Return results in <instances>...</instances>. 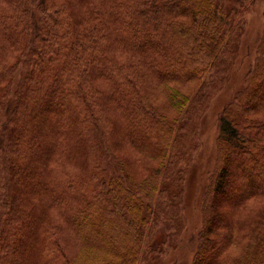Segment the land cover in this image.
I'll return each instance as SVG.
<instances>
[{
	"label": "trees",
	"instance_id": "16d2710c",
	"mask_svg": "<svg viewBox=\"0 0 264 264\" xmlns=\"http://www.w3.org/2000/svg\"><path fill=\"white\" fill-rule=\"evenodd\" d=\"M251 2L0 0V264H138L161 224L176 240ZM263 199L264 26L218 119L191 264H264Z\"/></svg>",
	"mask_w": 264,
	"mask_h": 264
},
{
	"label": "rangeland",
	"instance_id": "374dc122",
	"mask_svg": "<svg viewBox=\"0 0 264 264\" xmlns=\"http://www.w3.org/2000/svg\"><path fill=\"white\" fill-rule=\"evenodd\" d=\"M225 1L228 8H236L241 2V0ZM244 19L245 29L240 38L236 59L230 70V78L207 101L203 111L204 113H202V120L199 124L200 138L195 153V161L189 168V176L187 182L184 183L182 229L176 237V240L172 242L173 238L171 240V236H169L170 232L166 231L164 225L161 224L160 228L165 242L157 244L156 251L153 252L152 256L142 258L138 264H191L198 243V232L202 225L203 196L210 186L211 174L216 169L218 119L227 103L233 99L236 92L242 89L245 84V75L254 60L264 26V0H252L244 12ZM18 78L19 76L16 75V83L18 82ZM125 155L134 162L135 155L132 150L128 149V153ZM226 199L228 198H220L219 203L224 202ZM263 200L260 201L264 202ZM261 202L255 205H261ZM237 214L241 218H244L241 210ZM217 221L212 217L211 227L214 228L217 225ZM208 248H211V246L208 245ZM238 249L237 246H232L230 242L225 248V254H232L234 257H237Z\"/></svg>",
	"mask_w": 264,
	"mask_h": 264
}]
</instances>
